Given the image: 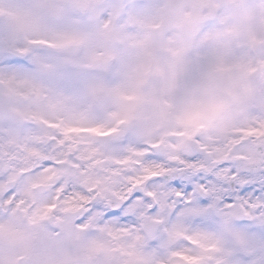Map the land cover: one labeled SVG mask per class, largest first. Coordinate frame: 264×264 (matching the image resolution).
Masks as SVG:
<instances>
[{
	"label": "clouds",
	"instance_id": "clouds-1",
	"mask_svg": "<svg viewBox=\"0 0 264 264\" xmlns=\"http://www.w3.org/2000/svg\"><path fill=\"white\" fill-rule=\"evenodd\" d=\"M0 264H264V0H0Z\"/></svg>",
	"mask_w": 264,
	"mask_h": 264
}]
</instances>
